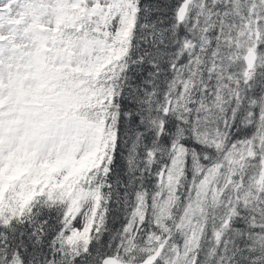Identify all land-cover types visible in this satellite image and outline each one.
<instances>
[{"label": "snow or ice", "instance_id": "6c2138e0", "mask_svg": "<svg viewBox=\"0 0 264 264\" xmlns=\"http://www.w3.org/2000/svg\"><path fill=\"white\" fill-rule=\"evenodd\" d=\"M0 264H264V0H0Z\"/></svg>", "mask_w": 264, "mask_h": 264}]
</instances>
